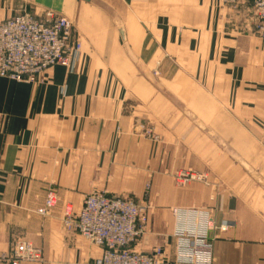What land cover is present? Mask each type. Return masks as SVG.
<instances>
[{"label":"crops","instance_id":"crops-1","mask_svg":"<svg viewBox=\"0 0 264 264\" xmlns=\"http://www.w3.org/2000/svg\"><path fill=\"white\" fill-rule=\"evenodd\" d=\"M23 10L69 19L82 55L45 84L0 79V257L23 240L42 249L39 264H94L103 249L63 216L104 192L150 206L136 252L199 264L181 262L179 233L207 232L210 264H264V40L252 5L0 0V23ZM181 170L210 184L180 188ZM50 191L58 203L43 217Z\"/></svg>","mask_w":264,"mask_h":264},{"label":"built area","instance_id":"built-area-1","mask_svg":"<svg viewBox=\"0 0 264 264\" xmlns=\"http://www.w3.org/2000/svg\"><path fill=\"white\" fill-rule=\"evenodd\" d=\"M234 10L251 4L254 9L256 34L264 40V0H223ZM81 47L73 23L59 15L46 13L43 18L23 10L0 23V79L16 83L45 84L46 73L61 66L74 72ZM175 184L184 188L193 183L209 185L206 173L181 170L174 175ZM55 192L50 191L45 206L38 214L46 217L57 206ZM150 206L125 197L93 193L85 197L83 207L75 214L66 207L63 224L68 233H78L103 249L94 264H167V255L160 247L148 253L136 252L132 246L145 234ZM207 230L212 222H206ZM181 262L210 264L212 247L207 232L179 233ZM44 260L41 248L26 241L17 242L11 252L0 257V264H39Z\"/></svg>","mask_w":264,"mask_h":264},{"label":"water","instance_id":"water-1","mask_svg":"<svg viewBox=\"0 0 264 264\" xmlns=\"http://www.w3.org/2000/svg\"><path fill=\"white\" fill-rule=\"evenodd\" d=\"M82 1L87 2V3H91L92 0H82ZM119 33H120V36H121L123 42L125 43L126 42L125 31L123 29H119ZM223 147H224L225 150H228L225 145ZM243 166H245V168H247L246 165H243ZM247 171H251V170L248 169ZM250 173L252 174V176L255 179H258L260 181V179H259V177L257 175H255L253 172H250Z\"/></svg>","mask_w":264,"mask_h":264},{"label":"rangeland","instance_id":"rangeland-1","mask_svg":"<svg viewBox=\"0 0 264 264\" xmlns=\"http://www.w3.org/2000/svg\"><path fill=\"white\" fill-rule=\"evenodd\" d=\"M223 4H224V2H223ZM224 6H227V5L224 4ZM227 7H228V6H227ZM154 82H155V81H154ZM154 85H155V86H159L158 83H156V82H155ZM146 135H147L148 137L151 136L152 140H158V137H154L150 132H147ZM19 241H23V240H19ZM19 241H17V242H19ZM17 242H16V243H17ZM16 243H15V244H16ZM8 254H9V253H8Z\"/></svg>","mask_w":264,"mask_h":264}]
</instances>
